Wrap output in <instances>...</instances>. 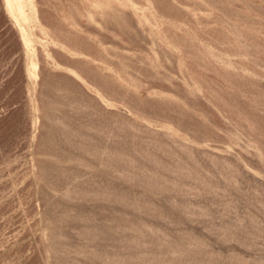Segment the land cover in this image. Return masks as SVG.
I'll return each instance as SVG.
<instances>
[{
  "label": "rangeland",
  "instance_id": "rangeland-1",
  "mask_svg": "<svg viewBox=\"0 0 264 264\" xmlns=\"http://www.w3.org/2000/svg\"><path fill=\"white\" fill-rule=\"evenodd\" d=\"M0 264H264V0H0Z\"/></svg>",
  "mask_w": 264,
  "mask_h": 264
}]
</instances>
